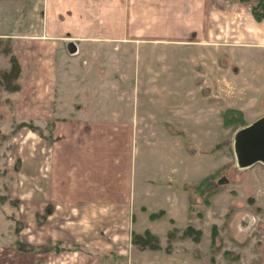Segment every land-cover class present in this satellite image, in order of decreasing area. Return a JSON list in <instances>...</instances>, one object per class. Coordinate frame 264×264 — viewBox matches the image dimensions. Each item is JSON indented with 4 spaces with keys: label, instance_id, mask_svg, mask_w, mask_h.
I'll return each instance as SVG.
<instances>
[{
    "label": "rangeland",
    "instance_id": "obj_1",
    "mask_svg": "<svg viewBox=\"0 0 264 264\" xmlns=\"http://www.w3.org/2000/svg\"><path fill=\"white\" fill-rule=\"evenodd\" d=\"M52 1L0 0V79L12 57L19 67L0 80V264H264V163L240 167L234 148L237 132L264 116V18L253 13L264 0H211L201 46L82 41L119 37L115 22L125 27L143 8ZM130 25L123 38L146 39L142 24ZM114 116L137 119L147 180L162 167L180 178L168 201L158 190L150 203L176 220L137 215L129 237L96 242L77 233L76 216L53 214L34 182L68 122Z\"/></svg>",
    "mask_w": 264,
    "mask_h": 264
},
{
    "label": "crops",
    "instance_id": "obj_2",
    "mask_svg": "<svg viewBox=\"0 0 264 264\" xmlns=\"http://www.w3.org/2000/svg\"><path fill=\"white\" fill-rule=\"evenodd\" d=\"M53 1L56 4L63 2V0ZM134 5L139 9L143 8L141 11L144 13L140 15L137 13L138 19L131 17V22L129 19L124 20L125 27H122L123 22L120 21L119 25L115 22L113 29L115 34L119 33V37L112 40L83 39L82 41L148 43L158 46H189L191 44L201 46L203 44V38L199 36L207 30L211 15V0H136ZM62 7L66 8V5ZM148 7L160 8L161 18L151 19L152 14L149 13V9L144 10ZM58 9L62 10L60 7ZM65 11L68 13V10ZM172 17L176 20L174 23L170 21ZM132 22L142 24V27L137 29L145 33L146 39L123 38V31H127L128 23L131 26ZM156 32L162 33L158 35ZM155 36L160 38L156 39ZM72 122L67 123L66 135L51 147L47 176L44 177L41 174L34 182L35 187L40 190L39 198L46 205L54 207L53 214L59 210L65 217L76 216L71 220L81 224V229L76 227L77 233L88 234L90 240L97 242L107 238L108 235L113 239L129 237L131 221L135 220L137 215H169L171 213L172 209H168L163 203L156 204V201H153L154 205L150 203L156 191L167 193L177 189L180 178L175 175V170L162 167L152 181L147 180L149 175L138 164L143 155L144 143L138 140L137 119L132 118L127 123L114 116L87 123L83 121L73 124ZM74 125L81 128L74 129ZM174 178L177 180V186L174 184ZM144 181L152 183L150 185H153V181L161 182L157 184V187L144 188L141 185ZM174 195L177 194L174 193ZM179 196L181 194L175 199ZM168 197L169 193L165 201H168ZM172 198H174L173 195ZM182 198L180 207L185 208V197L182 196ZM169 202L171 203V199ZM138 205L140 206L137 212ZM180 207L177 206V208ZM164 215L160 219L152 220L150 224L162 223ZM52 217L53 215H50L49 219ZM170 218L176 220L173 213L170 214ZM55 228L57 227L52 223L48 229L50 237H53L52 232ZM65 233L71 236L69 231ZM92 234L95 238L91 239ZM111 245L120 246L117 240L111 242Z\"/></svg>",
    "mask_w": 264,
    "mask_h": 264
},
{
    "label": "water",
    "instance_id": "obj_3",
    "mask_svg": "<svg viewBox=\"0 0 264 264\" xmlns=\"http://www.w3.org/2000/svg\"><path fill=\"white\" fill-rule=\"evenodd\" d=\"M234 148L240 167L264 163V116L237 132Z\"/></svg>",
    "mask_w": 264,
    "mask_h": 264
},
{
    "label": "trees",
    "instance_id": "obj_4",
    "mask_svg": "<svg viewBox=\"0 0 264 264\" xmlns=\"http://www.w3.org/2000/svg\"><path fill=\"white\" fill-rule=\"evenodd\" d=\"M262 10H257V9H254V11H253V13H254V16H255V18L259 21V20H262L263 18H264V4H263V6H262ZM18 74H19V67H18V64H17V61H16V59L14 58V57H12L11 58V68H10V70L8 71V72H4L2 75H3V80L4 79H7L8 77H10V78H14V77H16V76H18ZM1 78V79H2ZM0 79V80H1ZM15 87V86H14ZM205 183H204V182ZM203 184H204V186H210L211 185V183H212V177L211 176H208V177H206V178H204L202 181H201ZM200 182V183H201ZM203 186V187H204ZM199 188V187H198ZM197 188V189H198ZM147 235H150L148 232H147ZM141 239V241L142 242H144V243H146V241H147V237L145 236V237H141L140 238Z\"/></svg>",
    "mask_w": 264,
    "mask_h": 264
}]
</instances>
